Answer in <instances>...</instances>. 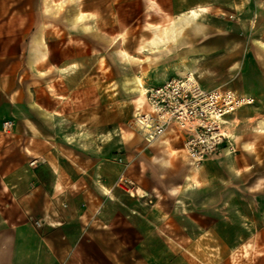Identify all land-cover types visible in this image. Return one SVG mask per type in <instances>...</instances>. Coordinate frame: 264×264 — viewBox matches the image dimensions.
Listing matches in <instances>:
<instances>
[{
	"label": "crops",
	"instance_id": "1",
	"mask_svg": "<svg viewBox=\"0 0 264 264\" xmlns=\"http://www.w3.org/2000/svg\"><path fill=\"white\" fill-rule=\"evenodd\" d=\"M136 1L167 0H0V264H149L155 228L202 227L203 216L217 227L218 212L234 211L227 175L142 155L156 141L130 159L129 193L117 185L110 130L90 116L100 115L105 42L123 33L121 7ZM138 36L132 57L146 50Z\"/></svg>",
	"mask_w": 264,
	"mask_h": 264
},
{
	"label": "rangeland",
	"instance_id": "2",
	"mask_svg": "<svg viewBox=\"0 0 264 264\" xmlns=\"http://www.w3.org/2000/svg\"><path fill=\"white\" fill-rule=\"evenodd\" d=\"M180 2L183 11H176L172 0L122 5L123 33L105 42L106 81L99 85L100 104L93 107L100 115L91 114V124L97 119L106 124L107 153L116 157L114 162L125 175L138 169L130 168V159L151 145L133 123L136 110L147 109L146 92H136L137 79L147 91L167 78L192 74L207 90H231L252 98L251 105L227 117L229 144L195 169L179 149L183 145L156 141L142 154L169 159L174 171L224 173L234 192V211L218 212L217 227H209L203 216L202 227L155 228L158 237L144 246L150 251L145 262L178 264L184 254L185 264H264V0ZM193 11L196 17L189 25H180L176 37L173 23ZM137 35L146 50L132 57ZM117 50L124 51L128 60H122ZM115 143L120 148L114 152Z\"/></svg>",
	"mask_w": 264,
	"mask_h": 264
},
{
	"label": "built area",
	"instance_id": "3",
	"mask_svg": "<svg viewBox=\"0 0 264 264\" xmlns=\"http://www.w3.org/2000/svg\"><path fill=\"white\" fill-rule=\"evenodd\" d=\"M252 103V98L231 90H206L189 74L170 78L147 90V109H137L133 123L147 144L169 132L183 136L184 155L190 166H197L229 144L225 130L227 117ZM11 126L7 121L3 130L9 131ZM117 185L129 193L124 175L119 177ZM35 226L40 227V222L36 221Z\"/></svg>",
	"mask_w": 264,
	"mask_h": 264
},
{
	"label": "bare ground",
	"instance_id": "4",
	"mask_svg": "<svg viewBox=\"0 0 264 264\" xmlns=\"http://www.w3.org/2000/svg\"><path fill=\"white\" fill-rule=\"evenodd\" d=\"M198 13H201L200 11H198ZM197 13L196 11H193L190 13V16H185V17H178V19L176 20L175 23H173L175 26V36L178 37L181 34V30L179 29L180 25H189L190 22H192V20L196 17ZM118 55L121 57L122 60H128V56L124 51L121 50H117ZM193 71V70H192ZM192 75V74H191ZM136 92H138V94L140 95H144L145 94V89L142 87V83L140 81V79L136 80ZM139 100V99H138ZM194 169L196 168L195 166H193Z\"/></svg>",
	"mask_w": 264,
	"mask_h": 264
}]
</instances>
